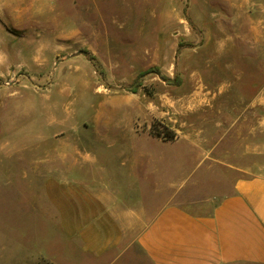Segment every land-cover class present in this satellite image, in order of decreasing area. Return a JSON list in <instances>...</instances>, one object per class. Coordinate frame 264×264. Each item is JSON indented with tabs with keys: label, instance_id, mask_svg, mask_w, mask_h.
Here are the masks:
<instances>
[{
	"label": "rangeland",
	"instance_id": "rangeland-1",
	"mask_svg": "<svg viewBox=\"0 0 264 264\" xmlns=\"http://www.w3.org/2000/svg\"><path fill=\"white\" fill-rule=\"evenodd\" d=\"M215 18L214 0H0V264H57L46 182L72 136L126 133L144 195L192 209L264 175V40L230 54L246 26Z\"/></svg>",
	"mask_w": 264,
	"mask_h": 264
},
{
	"label": "crops",
	"instance_id": "crops-1",
	"mask_svg": "<svg viewBox=\"0 0 264 264\" xmlns=\"http://www.w3.org/2000/svg\"><path fill=\"white\" fill-rule=\"evenodd\" d=\"M214 6L221 24L246 26L231 27L221 48L237 55L238 39L263 47L264 0H214ZM105 130L57 146V168L46 182L57 177V190L47 189L64 243L57 264H142L138 252L150 264H264V175L237 177L232 191L209 206L158 202L144 195L151 159L126 133ZM102 144L110 153L99 157Z\"/></svg>",
	"mask_w": 264,
	"mask_h": 264
},
{
	"label": "trees",
	"instance_id": "trees-1",
	"mask_svg": "<svg viewBox=\"0 0 264 264\" xmlns=\"http://www.w3.org/2000/svg\"><path fill=\"white\" fill-rule=\"evenodd\" d=\"M177 81H179V80H177ZM137 87V85H134V86H132L131 87V89H133V88H136ZM166 133H170V130H167V131H165ZM167 136H173L172 134H166Z\"/></svg>",
	"mask_w": 264,
	"mask_h": 264
},
{
	"label": "water",
	"instance_id": "water-1",
	"mask_svg": "<svg viewBox=\"0 0 264 264\" xmlns=\"http://www.w3.org/2000/svg\"><path fill=\"white\" fill-rule=\"evenodd\" d=\"M170 82H173L174 81V79H172V78H170V79H168Z\"/></svg>",
	"mask_w": 264,
	"mask_h": 264
}]
</instances>
